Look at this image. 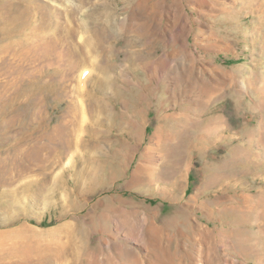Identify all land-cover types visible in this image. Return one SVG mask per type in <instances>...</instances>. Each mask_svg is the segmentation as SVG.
Masks as SVG:
<instances>
[{
  "label": "rangeland",
  "instance_id": "rangeland-1",
  "mask_svg": "<svg viewBox=\"0 0 264 264\" xmlns=\"http://www.w3.org/2000/svg\"><path fill=\"white\" fill-rule=\"evenodd\" d=\"M233 1L0 0V264L69 221L104 264H264V21Z\"/></svg>",
  "mask_w": 264,
  "mask_h": 264
},
{
  "label": "bare ground",
  "instance_id": "bare-ground-1",
  "mask_svg": "<svg viewBox=\"0 0 264 264\" xmlns=\"http://www.w3.org/2000/svg\"><path fill=\"white\" fill-rule=\"evenodd\" d=\"M240 4H242L243 8L238 13H234V12H230V11H228V13H227L226 11L228 10L227 9L228 7H225V6L222 9V11H223L224 14H227L228 16H231V17H233V19H235L236 16H238V15L241 16L243 13H245V12L248 13V11L250 10L249 13H253V15L255 17L257 16L256 19L258 18L260 21L262 20L261 23L264 21V16L260 13L261 10H259V7L257 5H251L250 6L251 3L248 0H242V2ZM238 5L239 4L238 3L236 4V2H235V6L237 7ZM244 15H246V14H244ZM105 25H106L105 27L102 26L101 29L95 31L97 33L95 35L94 42H92V46L95 49L106 50L105 48H106V37L107 36H105V34H107L108 36L110 35L109 34L110 33L109 28L110 29L112 28V23H108V24H105ZM259 27L262 29L261 26H259ZM262 30H264V29H262ZM262 32L264 33V31H262ZM107 38H109V37H107ZM262 46H263V44H262ZM146 50H148V49H146ZM150 50H152V49L150 48ZM103 53L106 55L105 52H103ZM152 54L153 53L151 51H148L147 55H140L141 59H143V62H144L143 64L145 66H147L145 64V61L148 60V59H151L152 57H150V56H152ZM106 56H109L108 53H107ZM141 59H139V60H141ZM155 68L157 69L156 66H155ZM101 89H102V87H101ZM96 102L101 104L103 101L101 102V100L96 99L95 103ZM74 111H76V109ZM76 115H77V111H76ZM183 118H185V117H183ZM183 118L182 117L180 118L179 116H176V118H175L176 125L175 126H177V127H185L187 125V121L184 120ZM218 118H210V119H208V121H211L212 119H215L216 121H219L220 119H218ZM173 121H174V119H173ZM62 126H64V125H62ZM58 128L61 130L60 127H58ZM65 129H66V127H65ZM65 131H67V130H65ZM63 134H64V132H63ZM66 136H67V138H66ZM66 136H63L65 139L62 137L63 138L62 140H63V143H64L63 144L64 148L62 150V156H63V154L67 153L64 149L67 148L68 146H71V141H70L68 132H67ZM50 138H49V140H50ZM59 162H61V161L59 160ZM246 201H247V198H246ZM248 201H249V199H248ZM93 212H96V211H93ZM63 215H65V214H63ZM90 216H92V214ZM61 217H63V216H61ZM124 225H125V223H120V224L117 225V227L119 229V228H121ZM199 228H200V225L195 224V225H191V227H189V230L195 233V232L200 230ZM86 230L87 229H85L82 226V224H80L78 222H74L73 223L72 221H69V222H66L65 224L61 225L60 227H58V228H56V229H54V230H52L50 232L32 231V234L34 235L33 239H35V240L30 239V241H26L23 244H20L19 247L17 248L18 250L13 253L12 261L9 262V263H6V264H104V261L100 260L98 258L99 257L98 254H100L103 251V248L102 247H98V248L97 247H95V248H90L89 247V245L86 243V239H87V237H85V235L87 233ZM131 230H132V233L135 234V236H138V241H140V240L142 241L143 240L142 235H140V233L137 232V228L135 226H133ZM20 232H23L24 235H25L26 232L30 233L28 230L27 231L26 230L25 231H20ZM209 232L210 231H208V229L206 231H204L205 236L208 235ZM151 233H152V235L155 236L156 235L155 234V229ZM25 236L27 237V235H25ZM48 236L51 237L50 240L48 239ZM228 238H229V236H228ZM43 240H45L46 243L42 242ZM105 246H106L107 250H109V251L112 250V246L111 245L105 244ZM122 247H123V245H116L113 248L114 249L117 248V249L121 250ZM130 249L134 253L140 254L139 253L140 249H138L136 247H131ZM122 258H123L122 257V252L118 251V254L116 252V256L112 257L110 259V261L113 264H122L121 261L124 260Z\"/></svg>",
  "mask_w": 264,
  "mask_h": 264
}]
</instances>
